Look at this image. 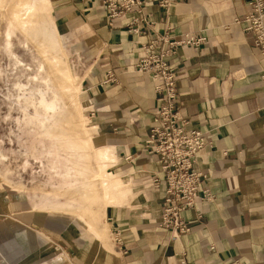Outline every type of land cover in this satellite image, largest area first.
I'll use <instances>...</instances> for the list:
<instances>
[{
  "label": "crops",
  "instance_id": "0c3cea01",
  "mask_svg": "<svg viewBox=\"0 0 264 264\" xmlns=\"http://www.w3.org/2000/svg\"><path fill=\"white\" fill-rule=\"evenodd\" d=\"M47 1L49 23L79 81L64 64L61 84L79 110L76 91L83 94V84L93 110V137L101 149L93 146L83 118L74 131L76 113L67 131L79 140L78 151L90 156L82 179L93 181L80 182L82 196L100 208L101 222L87 203L79 217L95 238L75 244L70 235L63 243L65 228L59 231L57 217L11 193L0 179V264H264V58L254 33L234 21L253 12L252 0H179L166 9L158 0H144L115 21L99 0ZM16 10L12 19L26 25L30 20ZM185 32L204 41L178 49L180 112L212 139L200 165L214 196L204 217L194 208L184 212L191 231L175 238L160 224L165 190L154 179L164 175L159 154L146 145L162 94L135 64L151 39ZM9 37L10 31L11 47ZM46 54L59 59L52 46ZM109 72L116 80L105 83Z\"/></svg>",
  "mask_w": 264,
  "mask_h": 264
},
{
  "label": "rangeland",
  "instance_id": "374dc122",
  "mask_svg": "<svg viewBox=\"0 0 264 264\" xmlns=\"http://www.w3.org/2000/svg\"><path fill=\"white\" fill-rule=\"evenodd\" d=\"M42 1L49 10L40 1L0 0V179L11 193L25 195L35 208L57 217L59 231L65 228L61 242L70 235L75 244L83 238L92 242L96 235L86 228L79 211L87 203L98 206L88 202V194L82 196L80 182L91 179H82L90 156L78 151L77 138L69 139L67 125L74 113V131L83 118L93 146L101 148L93 137V110L83 84V94L76 91L81 110L79 105L71 106L70 91L61 84L59 70L64 71V64L77 78L62 52L58 29L49 23L53 21L49 2ZM16 8H20L16 15L30 20L26 25L12 19ZM9 31L11 47L6 43ZM51 46L59 59L46 54ZM97 213L101 222L100 208Z\"/></svg>",
  "mask_w": 264,
  "mask_h": 264
},
{
  "label": "built area",
  "instance_id": "2783aa9c",
  "mask_svg": "<svg viewBox=\"0 0 264 264\" xmlns=\"http://www.w3.org/2000/svg\"><path fill=\"white\" fill-rule=\"evenodd\" d=\"M99 1L107 10L111 21L140 8L144 3V0ZM177 1L179 0H158V3L166 9ZM250 3L253 12L245 17L235 18L234 21L243 23L245 30L254 33L255 44L264 58V0H252ZM203 41V37H197L191 32H185L177 39L168 36L153 38L145 44V54L135 64V70L148 73L157 83L156 91L162 94L157 124L150 130L146 145L159 154L160 171L164 175L163 179L159 176L154 179L155 186L158 188L163 184L165 190L160 224L169 229L175 238L191 231L184 212L194 208L199 218L204 217V205L214 196L209 186L205 185L208 175L200 165L201 153L211 144L212 139L206 131L191 127L190 119L182 116L176 77L178 49ZM113 80H116V76L109 72L105 83ZM118 236L117 241L121 244L119 233ZM180 264L189 263L183 259Z\"/></svg>",
  "mask_w": 264,
  "mask_h": 264
},
{
  "label": "bare ground",
  "instance_id": "6f19581e",
  "mask_svg": "<svg viewBox=\"0 0 264 264\" xmlns=\"http://www.w3.org/2000/svg\"><path fill=\"white\" fill-rule=\"evenodd\" d=\"M66 83H67L68 85L71 84V80H70V78L67 79ZM93 176H98V174L96 173V174H94ZM106 186H107L108 190H110V188L112 187V180L107 179V180H106Z\"/></svg>",
  "mask_w": 264,
  "mask_h": 264
}]
</instances>
